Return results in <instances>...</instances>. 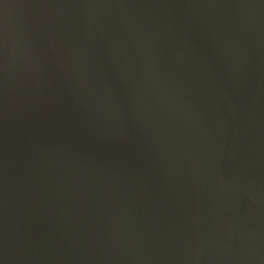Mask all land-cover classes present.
<instances>
[{"label":"water","instance_id":"1","mask_svg":"<svg viewBox=\"0 0 264 264\" xmlns=\"http://www.w3.org/2000/svg\"><path fill=\"white\" fill-rule=\"evenodd\" d=\"M264 0H0V264H264Z\"/></svg>","mask_w":264,"mask_h":264},{"label":"bare ground","instance_id":"2","mask_svg":"<svg viewBox=\"0 0 264 264\" xmlns=\"http://www.w3.org/2000/svg\"><path fill=\"white\" fill-rule=\"evenodd\" d=\"M254 9L257 11V12H259L260 14H264V10L263 9H261V7H260V5L259 4H255L254 5Z\"/></svg>","mask_w":264,"mask_h":264}]
</instances>
